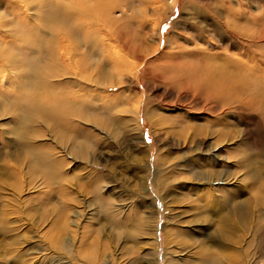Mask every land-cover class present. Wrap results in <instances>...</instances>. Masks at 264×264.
Wrapping results in <instances>:
<instances>
[{
    "label": "rangeland",
    "instance_id": "374dc122",
    "mask_svg": "<svg viewBox=\"0 0 264 264\" xmlns=\"http://www.w3.org/2000/svg\"><path fill=\"white\" fill-rule=\"evenodd\" d=\"M7 1L1 13L17 6ZM129 1L135 11L115 16L127 14L125 37L136 42L142 6ZM159 27L162 54L216 46L257 65L253 79L264 83V37L252 38L264 34V0L180 3ZM14 53L19 66L45 61L29 43ZM156 65L141 69V82L123 70L107 86L86 83L83 118L71 120L64 139L34 124L57 160L49 176L29 167L23 123L1 114L30 91L0 88V264H264L263 99L250 82L234 84L223 101L207 99ZM225 199L250 212L231 245L222 220H237Z\"/></svg>",
    "mask_w": 264,
    "mask_h": 264
},
{
    "label": "bare ground",
    "instance_id": "6f19581e",
    "mask_svg": "<svg viewBox=\"0 0 264 264\" xmlns=\"http://www.w3.org/2000/svg\"><path fill=\"white\" fill-rule=\"evenodd\" d=\"M2 1L7 0H0V5ZM138 1L142 7L136 14L142 16V35L136 42L125 37L127 14L123 12L120 18L115 16L116 11L123 7L135 11L129 0H33L32 4L29 0H12L17 6L10 5L0 12L1 91L15 92L17 87L30 91L22 98L15 94L20 99L17 98L16 103H9L1 114L12 113L15 119L18 117L23 123L20 135L26 141L22 145L25 157L30 162V169L43 171L49 176L57 166V160L39 142L42 134L34 129V124L41 123L48 129L52 128L64 139L63 132L71 120L83 118L78 105L86 96L82 92L85 84L107 86L114 80L112 78L115 72L125 70L138 73L139 81L142 68H146L150 74L157 64L172 82L178 83L179 88L195 90L214 101H223L230 91H235L234 84L239 86V83L250 82L264 101V83L260 84L259 80L253 79V69L256 70L257 65L249 66L246 60L233 59L218 51L216 46L204 49L198 47L195 50L180 49L166 54L160 52L162 34L159 23L178 4L189 5L194 0ZM8 3L10 1L6 2ZM34 4L39 10L35 16ZM263 37L264 34L257 33L252 36L253 41ZM23 43H29L39 59L44 57V64L38 68L31 64L25 66L27 69L19 66L18 54L14 52ZM88 69L92 70L91 74L87 73ZM6 71L10 76L8 78L4 74ZM66 78L77 85L76 91L70 92L65 87L68 82ZM6 81L12 83L11 87L5 86ZM18 81L23 82L21 86L15 85ZM230 201L232 200L225 199L224 204L231 205L230 212L237 223L232 222L235 219L230 214L223 217L222 221L227 226L222 235L225 245L233 243L236 230L248 228L250 219L246 205L232 204ZM66 242L70 244L69 240Z\"/></svg>",
    "mask_w": 264,
    "mask_h": 264
}]
</instances>
